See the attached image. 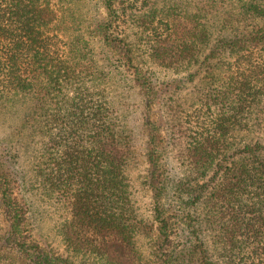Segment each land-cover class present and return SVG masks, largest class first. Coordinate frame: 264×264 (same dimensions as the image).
Instances as JSON below:
<instances>
[{"label":"trees","instance_id":"obj_1","mask_svg":"<svg viewBox=\"0 0 264 264\" xmlns=\"http://www.w3.org/2000/svg\"><path fill=\"white\" fill-rule=\"evenodd\" d=\"M89 1L0 0V264H264V0Z\"/></svg>","mask_w":264,"mask_h":264},{"label":"rangeland","instance_id":"obj_2","mask_svg":"<svg viewBox=\"0 0 264 264\" xmlns=\"http://www.w3.org/2000/svg\"><path fill=\"white\" fill-rule=\"evenodd\" d=\"M98 0H91L87 3V5H82L83 10L88 11V8L94 5V3ZM160 78H163L166 76V73L163 71H160V69L157 71ZM168 76L170 78H177L181 77L178 74L169 73ZM186 91L182 93V95L185 94ZM15 114L12 113H1L0 114V138L3 137H12L13 128L16 126V119ZM19 138V137H18ZM12 139L13 142H15V149L18 151L19 154V163L17 166V170L21 171L22 174H26L27 178H31V159L34 154V149L30 148L33 146L32 143H29L26 141V137L24 139ZM133 146V149L135 150L137 154V161L135 163L134 167H137L132 172L131 178L138 174V172L142 169V157L140 155L141 152V146L138 145ZM35 146V144H34ZM180 151L172 152L171 158L173 160V165H175L177 168L180 166ZM176 154V155H174ZM178 155V156H177ZM141 160V162H140ZM30 190L26 192L21 186H18L17 193L22 196L26 195L31 198L33 201V204L36 209V219L34 224V232L36 238L40 239L44 243L49 244L52 248H54L57 252L62 253L65 251V248L63 246V243L57 233V221L61 219L59 216L60 211L58 208V204L56 203L55 199L52 198L51 200L43 193L42 186L38 183H35L34 185H30ZM145 201V200H144ZM145 240V239H143ZM143 243V248H147L149 245L146 243V240Z\"/></svg>","mask_w":264,"mask_h":264}]
</instances>
